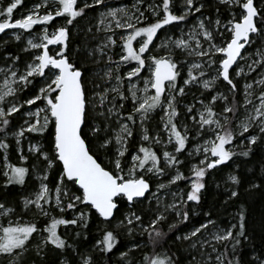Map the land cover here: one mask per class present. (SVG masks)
<instances>
[{"label": "snow or ice", "instance_id": "snow-or-ice-1", "mask_svg": "<svg viewBox=\"0 0 264 264\" xmlns=\"http://www.w3.org/2000/svg\"><path fill=\"white\" fill-rule=\"evenodd\" d=\"M21 3L22 0H9L6 8L0 9V17H3L0 33L7 29L31 32L34 26L48 25L57 17H63L66 25H73L78 17L86 15V9L102 8L95 29L111 35L93 49H89L85 42L82 48L70 52L68 27L60 26L51 34L44 27L38 42L37 38L27 41L30 49L38 51L34 52L22 73L15 67L19 57L11 58L6 69L0 68L4 76L0 85V105H7L0 107V133L4 134L0 138V152L4 153L3 175L7 178L4 188L12 184L23 186L30 174L29 167L23 166L29 156L21 147L26 134L43 138L47 133L49 144L47 150L40 141L29 144L28 152L36 158L32 171L40 183L33 197L23 198L24 210H34L36 215L47 218L45 225L40 227L36 222L20 223L10 218L7 226L0 224V256L8 257L9 264H17L23 253L29 250V242L35 233L39 235L35 254L44 260L46 250L72 248L58 233L60 226L66 230L69 227L73 230L87 228L93 214L111 224L122 205H127L129 211L116 227L127 228L129 235L138 227L148 235L153 255H144L143 264H176L171 255L155 251L165 235L157 225L167 219L169 211L175 213L180 223L188 222L189 213L182 206L188 202H200L208 171L227 163L235 155L227 147L234 139L239 136L244 138L241 143L247 141L248 150L240 153L243 156L249 155L251 145L256 144L258 138L264 139V15L261 14L264 10L258 9L254 0H219L230 10L240 9L238 13L232 12V18L222 24L219 18L212 20L203 16L205 5L201 0H182L179 14L176 11L179 0H158L149 3L144 10L139 7L144 0H137L133 5L135 10L131 12L124 7H109L106 0H79V3L78 0H43L34 5L29 14L13 20V12ZM49 4L52 10L40 14L39 10L47 9ZM197 13L203 18L197 17L194 26L182 32L180 37L173 39L165 31V39L159 44L154 43L161 30L171 25L179 26ZM257 38L261 47L256 50L255 58L242 54V50L251 47ZM16 39L19 40L20 36L16 35ZM113 48L119 49L117 60L110 54ZM81 52H86L88 58L98 54L93 63L104 60L107 68L102 76L96 75L106 86L94 83L91 91L87 88L90 81L85 74V65L78 63ZM241 60L246 63L248 75L256 73L257 69L260 71L259 78L251 77L252 82L244 84L243 100L237 101L239 89L230 70H234L237 77L244 73L238 63ZM126 65L134 66L121 74L120 68ZM146 68L148 76L143 77L141 73ZM182 68H186V75L182 78L183 86H180L178 78ZM213 68L216 75L202 79L207 74L206 69ZM140 80L143 81L142 87H138ZM217 80L228 86L231 99L217 90L215 95L186 104L184 120L191 124H181L178 98L187 95L189 85L211 92ZM30 85H35L36 91L22 103L8 101L9 97H17L18 92ZM129 103L131 108H128ZM218 103H222L219 111L216 108ZM25 105L28 107L21 112ZM157 109L163 114L158 130L150 133L147 123ZM240 109H243L242 114ZM17 113L21 118L27 117L18 130L12 132L20 166L10 163L7 156L10 118ZM137 128L139 142L130 152V142L134 140ZM253 128L258 130L259 137L245 135ZM190 135L196 144L188 155L201 158L197 163H191L190 174L185 175L180 171L184 161L179 157L187 150ZM200 137H204L202 143ZM159 145H163V149L158 154L155 146ZM168 145L172 146V151L167 150ZM101 155L108 157L106 164L100 159ZM54 168L58 169L57 174L49 181ZM169 169L174 170V175L169 174ZM149 174L170 175L168 184H158V190L185 181L189 191L184 195L173 192L174 202L170 204H163L157 193H152L156 213L145 224L143 217L131 209L147 199L146 193L151 187L147 178ZM230 179L239 183L235 176ZM237 196L238 192L232 190L229 199ZM54 211L60 214L59 217L52 215ZM14 212L15 209L0 203V217H10ZM238 215V224L222 228L209 218L176 239L188 242L190 250L207 256L206 261H197L196 264H213V254L214 264H240L236 252L241 238L247 239V236L245 215L243 211ZM176 227V224H170L169 231ZM76 235L80 233L76 232ZM116 243L114 233L106 230L95 247L107 254ZM218 245L224 248L223 252L218 251ZM139 247V244L134 245V248ZM209 248L210 252L207 251ZM127 255L121 253V258ZM192 259L196 261L195 255ZM81 264H92L91 256L82 255ZM251 264H264V254L253 256Z\"/></svg>", "mask_w": 264, "mask_h": 264}, {"label": "rangeland", "instance_id": "rangeland-1", "mask_svg": "<svg viewBox=\"0 0 264 264\" xmlns=\"http://www.w3.org/2000/svg\"><path fill=\"white\" fill-rule=\"evenodd\" d=\"M203 0H201L202 2ZM43 0H22V3L17 7V9L14 10L13 12V20L15 19H19L23 16H26L27 14H29V12L33 9L34 5L38 4V3H42ZM158 2V0H144V3L140 4L139 7L144 10L147 5L149 3H156ZM9 3V0H0V9H4L6 8L7 4ZM137 3V0L132 1L131 4L129 5H124V6H115V4L113 2H106V4L109 7H113V8H120V7H124L126 9H128L130 12L134 11L135 9L133 8V5H135ZM182 5V0H179V3L176 6V11L177 14H179V8ZM260 9V8H258ZM52 10L51 8V4H49L48 8H41L40 14H44L45 11H49ZM104 10L102 8H100V11ZM99 11V12H100ZM99 12L95 18V25L98 22L99 19ZM146 15H148L150 17V13L146 12ZM232 14V13H231ZM204 16V14H203ZM203 16H201L200 13H197L196 16H189L188 19L190 17H194L193 20H187L184 22H181L179 24V26L176 25H171V26H167V28L165 30H163V33L165 31H167V34L169 36H172L173 39L178 38L181 36L182 32H187L189 29H191L195 22L197 17L203 18ZM151 18V17H150ZM232 18V15L230 17V19ZM55 22H53L51 27H48V25H36L34 26V28L32 29L31 32H25L23 30L20 29H7L5 31V33H0V35L2 36L1 39V44H0V53L2 51L5 50V48L7 46H9L10 44L12 45H20L23 49V51L25 53H28V58L29 59H23L22 62L20 61H16L15 63V67L18 68L19 72H23L24 71V66L27 63H30L32 60V56L34 54L35 51L38 50H32L29 48L27 41L28 39L31 38H37L36 42H38V37L42 34V30L44 27H47L49 34H51L52 32H54L56 30V28L60 27V26H66L69 28L70 31V27H72V25H66L65 23V19L63 17H57L55 18ZM3 20V17H0V21ZM215 20V19H214ZM119 32V30H117ZM91 37L90 40L88 42L93 43L90 46L88 45L89 49H93L95 47H97L98 45H100L101 43L104 42L105 37L107 35H111V33H105L103 31L100 32H95V35L93 34V32H90ZM16 35L20 36V39L17 40L16 39ZM118 38V37H117ZM165 39L164 34L157 40V42L154 41L155 44H159L162 40ZM3 41V42H2ZM70 38H69V46H70ZM260 41L259 38L256 39L255 43H258ZM53 46H50V48ZM249 48V47H248ZM28 49V50H26ZM79 49L76 48L75 51ZM247 49V48H246ZM257 50V46L254 47V44L250 47V49L246 52H244V55L248 56L251 55L252 58H255V53ZM107 51V50H106ZM86 53V52H84ZM119 49L118 48H113L112 52L110 53L113 56L114 60L119 59ZM11 58H13L10 54L4 55L3 57H0V68H7L10 64H11ZM94 58H98V54L96 57ZM178 59L180 57H177ZM100 62H103V64L99 67L94 68V71L92 72V74L90 75L89 79V83L87 84V88L91 91L94 87V83L95 84H100L101 86H106L105 82L103 80H101L99 78L98 75H96L97 73H99L100 76L103 75L104 70L107 68L106 63L104 62V60H101ZM248 62H251L250 60ZM240 67L244 68V73H242L240 76H235V73L233 74V79L235 80H241L244 79L243 82V86L242 88L244 89V84L246 82H250L247 81L248 78H250L252 75H254V73H251L250 75H248V69L246 67V63L245 61H238ZM134 65H126V66H122L121 68L123 69V73H126L128 70H130L131 67H133ZM234 71V70H233ZM206 76L203 77L202 79H211L212 77H214L216 75V72L213 69H206ZM186 75V68H182L181 71V77L178 78V84L180 86H183L182 84V78H184ZM141 76L143 77H147L148 76V71L147 68L145 70L142 71ZM256 78H259V76L257 75ZM3 79L4 76L2 73H0V85L3 84ZM246 80V81H245ZM219 81L217 80L215 82V85L213 86L211 92L204 90L202 87L199 86H193V85H189L188 88L186 89L187 91V95H185L182 98H178L180 100V106H179V110H180V118L179 121L181 124L183 123H188L189 125L191 124L190 121H185L184 120V107L186 104H193L196 102L197 99H204L207 96L210 95H215L217 93V90L220 93H225V89L223 88L222 85H219ZM252 82V81H251ZM39 83V82H38ZM125 86H127V81H125ZM143 86V81L140 80L138 83V87H142ZM13 87H19L18 85H13ZM30 88H26L23 91H20L17 93V97H19V100H17V97H9L8 101L9 102H19L22 103L23 100L25 98L30 97L34 91L29 90ZM34 90L36 89V87L33 88ZM243 89H242V93H243ZM100 89H96V91H99ZM36 91V90H35ZM203 94V95H202ZM242 100H243V95H242ZM207 102V101H205ZM3 106H7V105H0V107ZM222 106V103H218L216 105L217 111H219V108ZM28 106L25 105L24 108L21 109V112L25 111V109ZM35 107V106H33ZM197 108L200 107L199 104L196 105ZM128 108H131V104H128ZM240 113H243V109L240 110ZM162 112L160 109H157L156 112H154L152 114L153 119L148 121L147 126L149 127L150 133H155L158 129H157V125L160 124V118L162 116ZM27 117H23L21 118L20 114H14V116L11 119L12 124L11 127L9 129V135H8V143H9V147L12 146L14 148V152L13 154L10 156L8 151H7V156L9 159V162L20 166V161H19V153L17 152V145L15 142V138L12 136V132L18 130L19 126L21 124H23V120L26 119ZM241 118H243V116L241 115ZM138 131L137 133V138L139 141V129H136ZM252 131H258L257 129L253 128L251 129ZM259 133V132H258ZM3 133H0V138H3ZM247 135V133L245 134ZM258 136V135H257ZM26 139H22L21 141V147L23 149V152L25 154H27L29 156V159L27 161V163L23 166H27L29 167L30 170V176L32 178V183L33 184H29L31 185L30 188H27L25 190V192H22L19 195H16L15 193H11L9 185L7 188H4V184L6 181V177L3 175V156L4 153L0 152V203H4L6 205V207H10L15 209V212L12 213L10 215V217H0V224H3L4 226H7V220L10 218L12 220H19L20 223H25V222H36L37 224H39L38 226L43 227L45 225V222L47 220V218L45 217H40L38 215L35 214L34 210H29V211H25L23 208V198L24 197H33L34 192L39 188V180L36 178L35 173L32 171V165L33 162L35 161V157L31 155V153L28 152V147L29 144L32 143H36L37 141H40V143L42 144V146L44 147L45 150L48 149L49 144L48 142L44 141L43 139H41L40 137L37 136H33L32 134H26ZM200 140V142H203L204 137H200L198 138ZM243 137H237L236 138V142L239 143L240 145L245 144L247 141H244L243 143H241V141H243ZM196 144L195 140H192L191 135H190V143L188 145L187 150L185 151V155L190 159L188 163L181 164L180 165V171L183 172L185 174V171L189 172V168L191 166V163H197L198 160L201 158L200 156H189L188 152L192 151L193 146ZM171 147V145L167 146V149ZM230 150L232 147H230V145L227 146ZM155 148H158V150L160 152H162L163 149V145H159V146H155ZM104 160H108V157L104 156ZM183 161L186 160L185 159H181ZM58 169H53L50 174H49V181H52L53 178L55 177V175L57 174ZM170 175H174V170L169 169L168 170ZM166 174V175H162V176H152L151 174H149V176L147 177L149 180L150 178L152 180H154V187L151 190V192L147 195V199L145 201H143L142 204H136L131 210L137 212L138 214H140L143 219H144V223L147 224L148 221L154 217L155 213H156V200L155 198L152 197V193H157V195L160 197L161 201L163 204H170L172 202H174V197L172 196L173 192L178 193V195H184L189 191V187L187 185V182L185 181H180L177 184H173L170 185L169 187H166L165 189L162 190H158L157 185L160 183H164V184H168L170 175ZM178 199V198H177ZM186 199V196H185ZM196 203L195 202H188L186 205H183L182 208L184 211H187L189 213L195 214L196 212ZM161 210L162 207H161ZM129 211L128 206H126V208L117 211L115 218L113 220V222L111 224H107L105 222H103L98 216L96 215H91L89 222H88V226L87 228H75V230H73L71 227H69V229H65L63 226H60L58 228V233L59 230H61V235L67 239L68 243L72 245V248H68L67 250L68 255L65 256H61L59 258L58 263L60 264L61 261H64L65 264H81V256L82 255H87V256H91L92 258V264H93V258L95 259L94 255L97 254H103L101 253L96 247V241L98 239H100L104 233V231H112L114 233V235L116 236L117 239L120 240L121 242V246L119 248H114V256L115 259L117 261L118 264H143V258L144 255H148V252L150 250V243L147 240V234L146 233H142L140 228H135V230L132 232L131 235H129L127 228H117L116 224L119 222V220L123 219V215ZM53 216H57L59 217V213L58 212H53L52 213ZM167 215V219L165 221H162L159 224H164L168 229H169V225L170 224H181L178 221V218L176 217L175 213L172 211H169L168 213H166ZM196 215V214H195ZM93 223V234L95 235V238L92 239V241L90 243H87L85 246L83 245L82 247L78 244V241L80 240L81 237H86L88 236V231L89 228L91 226V224ZM191 230V229H190ZM83 231V232H82ZM76 232H79L80 235L77 236ZM189 232V231H188ZM187 233V232H186ZM186 233L180 234L179 236H182ZM34 239L31 240L29 242V250L25 253H23V255L20 257V259L17 261V264H46L48 261L51 260V250H46V258L44 260H41L40 257H37L35 254V245L36 243L39 241V235L38 234H33ZM118 242V241H117ZM139 244L140 247L139 248H134V245ZM80 247L83 249V251H80ZM75 249V250H74ZM130 249H132L131 251H129ZM194 251V250H193ZM208 252L211 251V249H207ZM196 252V251H195ZM121 253H127L128 255L125 256L123 259L121 258ZM198 253V254H197ZM214 256L215 254H213V264H214ZM196 257V261H194V264H196L197 261H201V260H207V256H201L199 252H196L195 254ZM96 260H95V264H96ZM0 264H9V258L8 257H4V256H0Z\"/></svg>", "mask_w": 264, "mask_h": 264}, {"label": "trees", "instance_id": "trees-1", "mask_svg": "<svg viewBox=\"0 0 264 264\" xmlns=\"http://www.w3.org/2000/svg\"><path fill=\"white\" fill-rule=\"evenodd\" d=\"M132 1L134 0H106V2L108 3L113 2L115 6L129 5L132 3ZM254 1L257 8L264 10V3H261V0ZM202 2L205 5L204 9L202 10L204 16H208L212 20L219 18L222 24L227 23V21L231 17L232 12L238 13L240 11L238 7L230 10L227 5L220 4L219 0H203ZM217 9H219V12H217ZM99 11L100 8H97L95 10L86 9V15H84L83 17H78L76 21L73 22L72 27H70V52H75L76 48H82L85 42L89 46L93 44L88 42L90 40L91 34L87 30L91 28L93 34L95 35V18ZM261 14L264 15V11H262ZM193 18L194 17H190L187 20H193ZM55 20L50 22L48 24V27H51ZM162 35L163 30H161V33H158L159 38ZM1 37L2 36L0 35V38ZM157 40H155V42H157ZM256 46L257 49L260 48L261 41H259L258 43H254V47ZM249 49L250 47H247L245 52ZM7 54H10L13 58L19 57L18 61L20 62H22L23 59H29L28 53H25L19 44H10L9 46H7L5 50L0 53V57H3ZM73 58L76 59L77 57ZM93 59L96 58H88L86 53L84 52H81L79 54L78 63H84L85 74L88 78H90V75L94 71V68H100V66L103 64V62L93 63ZM122 71L123 69L120 68L121 74L123 73ZM259 71L260 70L257 69V72L254 73V75H252L251 77H257ZM234 73L235 71L232 72V76ZM251 77L248 78L247 81L251 82ZM38 82L39 81H37V84ZM243 82L244 79L234 81V83H236L237 85V88L239 89L238 93L236 94L237 101H242ZM219 85L223 86L226 95H228L231 99L232 94L228 92V86H226V84L222 80L219 81ZM28 87L30 88L29 90L32 89V91L35 92L36 89H33L34 87H36L35 85H30ZM137 133L138 131L136 130L134 140L130 142V152L134 151L135 146H137L139 142ZM249 134L258 135V137L260 136V134L256 130H250V133H247V135ZM41 139L48 142L47 133L45 134V137ZM230 147H232L231 150L235 153V155H233L227 163L218 165L216 168L209 170L206 174L204 179L205 187L200 193V202L195 204L197 212L195 213L196 215L190 213L189 211L188 222L178 224L177 227L172 231H169V229L164 224L157 225V228H159L165 235L160 241L159 245L156 247L155 251L157 253H167L168 255H171L172 258L176 261V264H194L192 257L196 254L195 251L188 248V242L176 239L177 236L190 231V229H192L194 226H198L201 222L209 218L216 221V224L222 228H227L230 225L238 224V214L241 211H243L245 215L247 239L241 238V244L237 248L236 256L239 257L240 264H251L253 256H260L261 254H264V139L258 138L256 144L251 145V151L249 152L248 156H243L240 154L241 152L248 150L247 142L243 145H240L236 142V139H234L233 143L230 144ZM155 150L158 152V154L161 153L158 148H155ZM167 150L172 151V146ZM13 152L14 148L10 146L8 148L9 155L11 156ZM179 158H186L184 164L188 163L190 160L185 155V152L180 154ZM100 159L105 164L107 163L106 160H104L103 155L100 156ZM186 171L185 175H189V173ZM232 176H235L238 179L239 183H233L230 179V177ZM32 182V178L29 174L28 176H26L25 184L23 186L12 184L11 186H9V188L11 193L19 195L22 192H25L27 188H30L31 185L29 184H33ZM149 182L152 190L154 187V180L150 178ZM253 185H258V187H253ZM232 190L237 191L238 196L229 199V195ZM126 206L127 205H122L120 210L126 208ZM206 213L208 215H205ZM94 215L95 214H93V216ZM92 231L93 223L91 224L87 233V239L86 237H81L78 241V244L81 247L83 245L85 246L87 243H90L92 239L95 238V235ZM233 231L235 232V229H233ZM59 232L61 233V230H59ZM146 238L149 242L148 235ZM117 241L118 242L114 247L115 249L121 246L120 240L117 239ZM81 247L80 251H83ZM217 248L220 252L224 251V248L220 245H218ZM113 249L107 254L103 253L100 255H94L95 259L93 258V264H95V260L97 261L96 264H118L114 256L115 249ZM68 252L69 251L67 249H65L64 251L51 250L52 258L46 264H59V258L61 256L68 255ZM148 255H153V245L151 243ZM229 258L231 259L232 256L230 255Z\"/></svg>", "mask_w": 264, "mask_h": 264}, {"label": "water", "instance_id": "water-1", "mask_svg": "<svg viewBox=\"0 0 264 264\" xmlns=\"http://www.w3.org/2000/svg\"><path fill=\"white\" fill-rule=\"evenodd\" d=\"M254 4H255V1H254ZM256 6V4H255ZM247 48V47H246ZM246 50V49H245ZM245 50H242V54H244ZM236 68V66L234 65V69ZM231 72H233V70H230ZM150 192H151V187H150ZM149 192V193H150ZM149 193H146V196L149 194Z\"/></svg>", "mask_w": 264, "mask_h": 264}]
</instances>
